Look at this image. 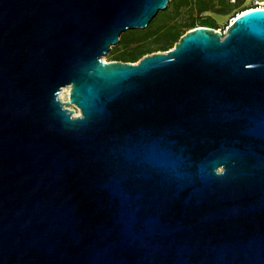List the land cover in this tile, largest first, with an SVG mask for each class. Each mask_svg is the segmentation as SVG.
I'll list each match as a JSON object with an SVG mask.
<instances>
[{
  "label": "water",
  "instance_id": "water-1",
  "mask_svg": "<svg viewBox=\"0 0 264 264\" xmlns=\"http://www.w3.org/2000/svg\"><path fill=\"white\" fill-rule=\"evenodd\" d=\"M168 2L0 0V264H264V8L102 60Z\"/></svg>",
  "mask_w": 264,
  "mask_h": 264
},
{
  "label": "rangeland",
  "instance_id": "rangeland-1",
  "mask_svg": "<svg viewBox=\"0 0 264 264\" xmlns=\"http://www.w3.org/2000/svg\"><path fill=\"white\" fill-rule=\"evenodd\" d=\"M244 9L245 0L237 3L231 0H171L168 8L162 10L146 28L124 32L121 41L103 59L111 61L119 58L137 62L147 54L173 47L187 31L197 26L208 24L215 29L229 26L230 23L226 22L218 24L214 18L205 15L206 11L228 14L233 18ZM69 91L70 86L61 90L62 101L68 100ZM70 108L80 114L76 106L71 105Z\"/></svg>",
  "mask_w": 264,
  "mask_h": 264
},
{
  "label": "bare ground",
  "instance_id": "bare-ground-1",
  "mask_svg": "<svg viewBox=\"0 0 264 264\" xmlns=\"http://www.w3.org/2000/svg\"><path fill=\"white\" fill-rule=\"evenodd\" d=\"M171 0H169V2H170ZM169 2H168V6H169ZM259 2L260 3H262L263 5H264V0H259ZM262 5V6H263ZM168 7H166V8H164V9H161L160 11H162V10H165V9H167ZM252 8H255V7H252ZM251 7H248V8H246V9H244L243 11H240V12H238V14L237 15H241V14H243V13H245V12H247V10H250V9H252ZM246 10V11H245ZM159 11V12H160ZM159 12H158V14H159ZM217 13V12H216ZM158 14H156L152 19H151V21L158 15ZM237 16H235V17H233L234 19L232 20V22L235 20V18H236ZM230 18V17H229ZM151 21H150V23H151ZM232 22H230V19L228 20V24L229 23H232ZM149 23V24H150ZM220 24H223V21H221L220 22ZM229 27V26H228ZM227 27V28H228ZM136 28H145V27H136ZM227 28H226V32H227ZM131 29V28H130ZM215 29V28H214ZM129 30V29H128ZM216 30H218V29H216ZM127 31V30H126ZM126 31H123L121 34H120V36H119V40L117 41V43L116 44H114V45H112L111 46V49H110V51L112 50V48H113V46H116L119 42H120V40H121V36H122V34L124 33V32H126ZM223 31V29L221 30V32ZM110 51H108L107 52V54L110 52ZM104 55H106V54H104ZM103 55V56H104ZM103 56H102V60H104V61H107V60H105V59H103ZM63 93H65V91L63 92ZM62 93V94H63ZM60 95V94H59ZM71 109V108H70ZM78 115H80V114H78L77 112H74V114H73V116H78Z\"/></svg>",
  "mask_w": 264,
  "mask_h": 264
},
{
  "label": "built area",
  "instance_id": "built-area-1",
  "mask_svg": "<svg viewBox=\"0 0 264 264\" xmlns=\"http://www.w3.org/2000/svg\"><path fill=\"white\" fill-rule=\"evenodd\" d=\"M231 2L232 3H237L238 2V0H231ZM263 4L262 3H260L259 2V0H253V4L251 5V6H249V7H255V8H264V5L262 6ZM246 8V7H245ZM253 9V8H252ZM251 10V9H250ZM248 11V10H247ZM234 18H231L230 19V22H232V20H233ZM228 27V26H227ZM216 30V29H215ZM218 30H222L221 28H219ZM227 32H226V29H223V31H222V36H224L225 34H226Z\"/></svg>",
  "mask_w": 264,
  "mask_h": 264
},
{
  "label": "trees",
  "instance_id": "trees-1",
  "mask_svg": "<svg viewBox=\"0 0 264 264\" xmlns=\"http://www.w3.org/2000/svg\"><path fill=\"white\" fill-rule=\"evenodd\" d=\"M238 1H240V0H238ZM243 1V0H242ZM246 11V10H245ZM161 12V11H160ZM159 12V13H160ZM222 14V13H221ZM215 22V21H214ZM204 26H210V25H208V24H203ZM123 36V35H122ZM122 36H121V39H122ZM121 41V40H120ZM172 48V47H171ZM170 49V48H169ZM166 50H168V49H164L163 51H166ZM116 60H122V61H130V62H132L133 60H129V59H119V58H115Z\"/></svg>",
  "mask_w": 264,
  "mask_h": 264
}]
</instances>
